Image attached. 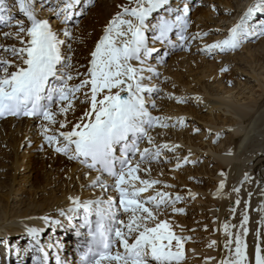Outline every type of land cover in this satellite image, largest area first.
<instances>
[{
    "label": "bare ground",
    "instance_id": "6f19581e",
    "mask_svg": "<svg viewBox=\"0 0 264 264\" xmlns=\"http://www.w3.org/2000/svg\"><path fill=\"white\" fill-rule=\"evenodd\" d=\"M93 2L80 0L71 19L65 23L62 16L58 19L49 11L52 5L54 8L62 6L60 0H36L38 17L48 20L53 31L66 41L62 51L72 57L74 67L70 71L74 76L77 72H87L92 52L106 26L122 11L120 6L128 4L129 0H98L97 8L89 12ZM184 2L190 7L189 39L185 47L175 49L157 44L159 52L172 54L173 60L167 63L164 57L160 64L157 62L160 56L150 59L148 63L159 77L145 82L159 89L152 94L156 104L155 109L150 108L152 115L175 125L153 128L150 135L158 145L180 147L175 152L163 150L160 162L143 166L150 167L151 172L140 175L159 180L161 184L142 195L147 198L161 191L170 193L173 198L182 197L175 207L183 209V213H172L169 208L160 219H167L177 235L190 238L185 243L184 264H219L227 255L225 243L229 239L223 225H236L230 231L239 233L243 216L248 215L249 221L245 225L248 235L244 240L249 259L254 264L255 247L264 248V211L261 210L264 209V40L255 45L252 44L254 38L250 37L239 50L226 54L208 55L202 49L226 38L229 29L256 0H246L239 9L235 8L233 0H209L207 6L193 11L190 0H180L181 7ZM13 3L14 0H10L7 7L12 8ZM172 4L177 6V0H172ZM12 13V24L15 20L25 19L18 8ZM75 23L81 26L75 28ZM65 29L71 33V39L63 35ZM15 31V27L0 23V41L6 38L5 32ZM197 33L211 35L204 39L205 36L201 38L196 36ZM9 38L11 46H22L14 36ZM68 44H71L70 52ZM3 48L6 47L0 45V58L9 57ZM11 59L14 58L11 56ZM77 83V79L69 81V85ZM77 95L75 112L68 114L72 122H76L89 107L81 103L85 99L83 95ZM177 99L185 102L178 103ZM57 119L64 117L57 116ZM181 119L183 126L178 123ZM41 124V119L0 120V178L7 177L8 167L11 172L9 184L5 180L0 182V260L4 264H24L30 254L32 261L40 258L41 253L37 251L29 229L39 232L41 246L49 257H52L53 246L58 250L62 247L60 255L64 261L66 259V264H76L75 257L70 259L74 233L70 225L78 226L79 217L67 211L73 207L69 198H79L83 202L112 195L118 199L114 191L90 187L98 175L91 174L78 161L70 160L45 144L41 140ZM56 130H59L58 125ZM38 145H43L40 156L34 153ZM145 147L152 146L145 141L141 149ZM177 157L181 163L178 169ZM184 157L188 158V163L183 162ZM165 160L169 162L165 163ZM106 183L114 182L106 180ZM221 183L224 184L222 190ZM164 184L173 187L165 188ZM236 188L240 189L239 193L234 191ZM237 199L239 205L235 203ZM62 210L64 216L60 215ZM123 218L127 219L126 216ZM212 241L216 244L209 247ZM30 246L36 249L30 252Z\"/></svg>",
    "mask_w": 264,
    "mask_h": 264
},
{
    "label": "snow or ice",
    "instance_id": "6c2138e0",
    "mask_svg": "<svg viewBox=\"0 0 264 264\" xmlns=\"http://www.w3.org/2000/svg\"><path fill=\"white\" fill-rule=\"evenodd\" d=\"M79 4L80 0H60L62 6L52 11L66 23ZM120 7L122 11L109 22L96 44L87 72H77L74 76L70 71L74 67L72 57L62 51L66 41L59 38L48 20L38 17L36 0H14L12 8L7 7L6 0H0V13H8L0 15V23L16 28L15 33L5 32L4 36H14L22 45L2 49L14 59L0 58V119L9 116L41 119L40 135L45 144L78 161L90 172L99 173L90 187L118 194V199L108 195L83 202L69 198L73 207L67 211L79 217L82 222L78 227L85 229L76 233L84 237L80 243L79 264H184L185 243L190 238L177 235L167 219H160L169 208L172 213L182 214L184 210L175 207L182 197L173 198L170 193L156 191L144 198L142 194L161 181L143 178L140 173L150 174L151 168L143 166L160 162L163 150L175 152L180 147L158 145L150 135L153 128L175 125L152 115L150 108H156L152 94L159 89L145 82L159 77L149 59L160 56L163 61L167 55L159 52L157 44L169 45L171 49L185 47L175 44L173 35L181 42L189 39L186 33L190 26V7L187 2L181 7L180 0L175 7L172 0H129ZM16 8L25 19L12 24V11ZM257 14H264V0H256L249 6L226 38L205 45L202 51L208 55L235 52L250 37L264 36V20L252 23ZM63 35L71 39L67 29ZM207 35L196 34L201 38ZM67 47L70 52L71 44ZM73 79L79 83L69 85ZM77 94L83 95L85 99L81 103L89 107L72 122L68 114L75 112ZM177 102L185 101L177 99ZM57 116L64 119L58 120ZM178 123L183 126L184 122L181 119ZM145 141L152 147L141 149ZM137 155L139 159L134 162ZM183 162L188 163V158L184 157ZM176 167H181L179 157ZM105 178H111L114 183L109 185ZM163 187L173 186L164 184ZM219 187L222 190L224 184ZM234 191L239 193L240 189ZM235 203L239 205L240 200ZM60 215L64 216L65 212L62 210ZM248 221L245 214L239 233L230 231L236 225H223L229 239L225 243L227 255L219 264H252L244 240L248 235L245 227ZM28 231L42 254L38 264H47L49 253L41 246L39 232ZM215 244L212 241L209 247ZM56 264L66 262L57 255ZM254 264H264V248L259 245L255 247Z\"/></svg>",
    "mask_w": 264,
    "mask_h": 264
},
{
    "label": "rangeland",
    "instance_id": "374dc122",
    "mask_svg": "<svg viewBox=\"0 0 264 264\" xmlns=\"http://www.w3.org/2000/svg\"><path fill=\"white\" fill-rule=\"evenodd\" d=\"M9 1L10 0H8V4H9ZM206 0H190V4H191V6L193 7H191V9H192V11L193 10H195V9H200V8H204L205 6H207V1H209V0H207L206 2H205ZM234 2V6H235V8L236 9H239V8H241V6L242 5H245V3H246V0H233ZM205 2V3H204ZM97 3H98V0H94V2L91 4V7H90V9H89V12H90V10H93V9H95V8H97L96 6H97ZM202 5V6H201ZM214 6H216V5H214ZM54 7H55V5H52V7H50V9H49V11H50V13H53V11H52V9H54ZM207 8V7H206ZM222 16H225V15H221V17ZM230 16H232V14L230 15ZM232 18H234V16H232ZM82 19H85V17H83ZM233 20V19H232ZM259 20H264V14H258L257 16H256V18H255V20L252 22L253 24H255V23H257V22H259ZM79 23V22H78ZM55 25V24H54ZM77 26V27H75V28H78V27H80L81 25H79V24H74V26ZM211 34L210 33H208V35L207 36H205L204 37V39H207L209 36H210ZM252 38H254V40L252 41V44H255V45H260L262 42H263V40H264V36H258V37H252ZM5 39V40H4ZM3 40H1L0 41V45L2 46V47H10L11 46V38H4ZM3 41H5V42H3ZM75 51V53L77 52V49H75L74 50ZM167 55H168V57H167ZM165 57H166V62L167 63H170V62H172V60H173V56H172V54H167ZM8 57V56H7ZM7 57H5V58H7ZM10 57V58H9ZM8 58L9 59H11V55L9 56ZM7 58V59H8ZM41 137V136H40ZM41 140H43V138L41 137ZM38 144V143H37ZM36 143L34 144V145H37ZM34 153L35 154H37L38 153V156H40L39 155V153H42V151H41V147H39V145H38V149L36 150V151H34ZM37 168H40L39 166H36ZM1 168V167H0ZM8 169V171L6 172V174H7V177L6 178H0V182H3L4 180V182H6V183H8L9 184V181H10V168L8 167L7 168ZM46 166H45V170H44V172H46ZM0 171H1V169H0ZM24 172H26V169H25V167H24ZM42 174V173H41ZM7 180V181H6ZM11 250H13V245L10 247V251ZM13 252V251H12ZM3 261V260H2ZM32 262V261H31ZM0 264H1V260H0ZM2 264H4V263H2ZM24 264H29V262L27 261L26 263H24ZM31 264V263H30Z\"/></svg>",
    "mask_w": 264,
    "mask_h": 264
}]
</instances>
